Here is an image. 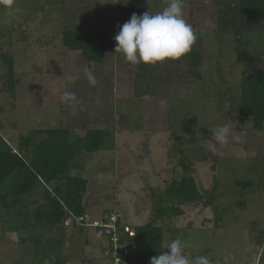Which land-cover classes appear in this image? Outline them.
I'll return each instance as SVG.
<instances>
[{
    "label": "rangeland",
    "instance_id": "rangeland-1",
    "mask_svg": "<svg viewBox=\"0 0 264 264\" xmlns=\"http://www.w3.org/2000/svg\"><path fill=\"white\" fill-rule=\"evenodd\" d=\"M230 3L184 0V19L204 34L201 78L164 82L174 74L162 76L165 69L180 66L159 62L154 83L146 87L142 78L136 80L138 66L115 52L114 37L133 13L161 12L166 0L0 5V135L17 149L20 137L31 132L38 140L46 135L40 130L65 128L74 140L87 129H100L105 143L75 155L68 172L87 179L83 204L88 221L112 212L127 228L147 222L160 227L163 252L180 239L189 259L264 264V130L251 127L240 99L243 76L264 71V31H217L218 10ZM65 31L104 32L103 59L90 61L80 50L67 48ZM6 60L13 67L11 83ZM84 68L94 72L95 86ZM68 74L79 79L69 82ZM64 91L79 101L75 114L60 99ZM224 124L240 141L230 136L220 146L213 140L212 129ZM184 174L193 177L202 197L176 205L167 187ZM24 198L27 209L35 210L45 202L43 188ZM66 220L59 227L28 223L0 231V264H50L58 255L66 264H107L105 238Z\"/></svg>",
    "mask_w": 264,
    "mask_h": 264
},
{
    "label": "trees",
    "instance_id": "trees-1",
    "mask_svg": "<svg viewBox=\"0 0 264 264\" xmlns=\"http://www.w3.org/2000/svg\"><path fill=\"white\" fill-rule=\"evenodd\" d=\"M223 0H218V2ZM264 0H232L225 9L219 8L216 19L217 31L233 30L264 31ZM197 40L189 53L177 60L166 59L161 64L176 63L180 67L165 69L162 76L170 84L189 83L201 78L200 67L204 56V34L197 32ZM104 32L65 31L63 44L69 49L80 50L90 61L100 62L105 55ZM5 59V56L4 58ZM7 62V75L13 79V67ZM139 63L136 80H144L145 87L151 85L156 77V65ZM142 82V81H141ZM141 93L146 91V88ZM241 113L251 119L254 130H264V71L259 74L243 76L240 83ZM46 135L36 140L35 132L20 137L17 149H14L0 135V231L18 229L26 224L32 227L50 225L60 226L69 215L85 214L83 196L87 179L69 174L75 155L81 152L97 151L105 143V132L100 129H87L83 135L70 138L65 128L40 130ZM184 168H189L184 165ZM62 178V181L59 179ZM44 191L45 202L35 210L27 209L24 196L32 194L38 186ZM52 186L50 188L49 186ZM167 195L176 205L201 199L192 176L182 175L171 181ZM16 217H5L6 213ZM176 210L174 213H179ZM159 214H161L159 212ZM31 221V222H30ZM75 225V224H74ZM132 241L137 246V257L141 261L161 254L163 231L160 227L147 222L133 228ZM62 242V239L59 241ZM50 264H66L65 257L58 255Z\"/></svg>",
    "mask_w": 264,
    "mask_h": 264
},
{
    "label": "clouds",
    "instance_id": "clouds-1",
    "mask_svg": "<svg viewBox=\"0 0 264 264\" xmlns=\"http://www.w3.org/2000/svg\"><path fill=\"white\" fill-rule=\"evenodd\" d=\"M16 0H0V5L11 8ZM116 3L117 0H112ZM115 52L123 53L126 62L138 65L143 62L155 65L166 59L177 60L189 53L197 40V34L192 25L184 19V0H166V7L155 14L145 11L141 15L133 13L128 21L120 26ZM84 76L90 85L97 84V78L92 70L84 68ZM66 79L74 82L79 75L68 74ZM61 101L69 104L75 114L79 103L75 93L64 91ZM98 104L101 103L97 98ZM233 141H240L239 135H233L231 125H217L212 129L213 140L220 146ZM186 244L180 239H174L166 245L167 251L150 258V264H212L207 256H196L189 259L184 254Z\"/></svg>",
    "mask_w": 264,
    "mask_h": 264
},
{
    "label": "built area",
    "instance_id": "built-area-1",
    "mask_svg": "<svg viewBox=\"0 0 264 264\" xmlns=\"http://www.w3.org/2000/svg\"><path fill=\"white\" fill-rule=\"evenodd\" d=\"M117 217L108 212L99 220L88 221L86 214L77 217L69 215L66 221L81 227H91L105 238L107 264H150V260L143 262L137 257V246L132 241L134 230L123 226Z\"/></svg>",
    "mask_w": 264,
    "mask_h": 264
}]
</instances>
